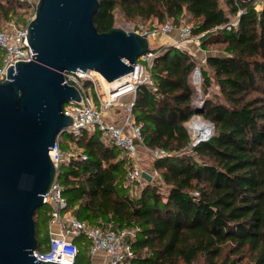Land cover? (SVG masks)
I'll return each instance as SVG.
<instances>
[{
	"label": "trees",
	"instance_id": "trees-1",
	"mask_svg": "<svg viewBox=\"0 0 264 264\" xmlns=\"http://www.w3.org/2000/svg\"><path fill=\"white\" fill-rule=\"evenodd\" d=\"M98 3L93 23L100 32L114 27L116 12L149 22V29L187 19L193 35L203 34L201 47L215 52L202 67L206 98L198 108L190 81L196 58L172 45L150 47L154 86L137 87L132 116L142 143L165 155L151 161L156 174L138 194L123 186L128 160L120 148L97 131L67 134L61 148L75 142L85 156L64 163L58 174L74 217L92 227L132 230L130 264H264V0ZM28 8L0 0V23L15 18L17 27L27 26L34 14L27 16ZM240 9L237 25L223 27ZM195 114L214 128L192 145L185 123ZM34 220L37 234L36 212ZM86 249L89 243L78 246L74 264L88 259Z\"/></svg>",
	"mask_w": 264,
	"mask_h": 264
},
{
	"label": "water",
	"instance_id": "water-1",
	"mask_svg": "<svg viewBox=\"0 0 264 264\" xmlns=\"http://www.w3.org/2000/svg\"><path fill=\"white\" fill-rule=\"evenodd\" d=\"M98 6V0H38L26 27L32 58L10 65L0 81V264H62L32 252L38 246L34 214L55 178L48 149L72 123L63 105L80 100L64 73L95 71L111 83L150 51L146 34L120 26L98 31ZM209 124L207 132L192 125L198 141L213 134Z\"/></svg>",
	"mask_w": 264,
	"mask_h": 264
},
{
	"label": "built area",
	"instance_id": "built-area-1",
	"mask_svg": "<svg viewBox=\"0 0 264 264\" xmlns=\"http://www.w3.org/2000/svg\"><path fill=\"white\" fill-rule=\"evenodd\" d=\"M19 1L27 3L31 9L35 10L36 0ZM256 7L260 9L261 4L257 3ZM242 12L243 10L240 9L237 16L223 27L227 29L235 27ZM26 27H12L8 30L0 29V49L5 52L0 65V81L6 79L7 68L10 65H15L17 61H30L32 58L33 52L26 38ZM121 27L126 30H134L140 34H146L149 37L168 35L176 29L179 31V39L172 46L187 52L188 44L199 46L200 38L203 36V34L193 35L191 28L185 24L176 28L170 21L162 25H155L147 30H135L132 25L127 23ZM154 55L155 52L151 50L140 55L129 73L111 83L105 81L95 71L64 73V83L73 85L79 90L80 100L72 99L63 105V111L72 118V123L57 134L52 149H48L49 158L55 167V178L42 198V204L50 206L49 241L46 250L36 249L32 252L38 260L74 264L78 254V245L75 242V238L84 235L89 241V255L92 256L97 252H102L105 256V264H130L134 251L127 237L133 236L132 230L89 226L74 217L68 207L67 200L58 181V174L64 163L79 155L81 159H85V156L81 155L79 150L62 149L60 143L63 134L78 136L83 131L99 132L100 138L105 143L116 145L122 150L128 160L123 186L132 189L134 192L140 190L145 182L143 172H147L151 176L155 175L156 172H149L142 168L139 163V148L142 147V152L146 151L151 160L165 155L163 150L149 149L142 143L140 127L134 123L132 116V106L137 87L141 84L150 87L154 86L150 72ZM201 62V64H195L190 74V81L196 92L193 104L198 108L203 107L206 98L201 89L203 61ZM126 95H131L132 98L123 106L124 117L121 123L108 121L104 113L118 106L120 99ZM196 116L199 115H193L190 118V122L187 121L185 124L191 134L192 145L199 142L194 137L193 131H191V122ZM53 225L59 227V233L51 230Z\"/></svg>",
	"mask_w": 264,
	"mask_h": 264
},
{
	"label": "rangeland",
	"instance_id": "rangeland-1",
	"mask_svg": "<svg viewBox=\"0 0 264 264\" xmlns=\"http://www.w3.org/2000/svg\"><path fill=\"white\" fill-rule=\"evenodd\" d=\"M36 2H37V0H36ZM30 12H31V7L29 6L26 15L27 16L30 15L29 14ZM168 21H170V20H168ZM126 23L129 24V25H132L135 30H147V29H149V26H150L149 22H143V21H140V20H137L135 22L126 21L123 18L122 14H120L119 12H116L115 25L114 26H120L121 27V26H123ZM184 24L190 27L191 23L189 22V20H187V19L185 20L184 19V20H182L180 25H184ZM12 27H17L15 18H13V19H11L9 21H2L0 23V29L8 30V29H11ZM176 28H178V27H176ZM152 38L153 37H151V39ZM4 55H5V52L2 49H0V56H4ZM197 63L201 64L202 62L201 61H197ZM129 98H130V95L123 96L120 99V104L118 106L121 107V109H122L123 105H125L127 103ZM195 118H200L201 120L207 122V120H205L202 116H196ZM190 120L191 119H189L188 121L190 122ZM67 138H68L67 134H63L61 136V142H62L63 145L66 142ZM64 150H78V149H77V146H76L75 142L68 141V143L66 144V147L64 146ZM150 160H151V158H150L149 154L145 151V152H142V155L140 156L139 163L142 166V168L149 169L150 168V163H151ZM62 169H64V166L62 167ZM138 192H139V190L137 192L133 191V194L136 195V194H138ZM49 218H50V206L47 205V204H42L36 210V219L38 221V230H37V234L36 235H37V237L40 240V244H39L40 247L38 248V250H42V249L46 250L47 249V245H48V241H49V231H48ZM82 241L83 242L84 241L88 242V240L86 239V237L84 235H80V238L75 240V242H76V244L78 246L82 243ZM79 264H84V263L83 262H81V263L79 262Z\"/></svg>",
	"mask_w": 264,
	"mask_h": 264
},
{
	"label": "crops",
	"instance_id": "crops-1",
	"mask_svg": "<svg viewBox=\"0 0 264 264\" xmlns=\"http://www.w3.org/2000/svg\"><path fill=\"white\" fill-rule=\"evenodd\" d=\"M178 39H179V31L175 29L168 35H157V36H154L151 40L149 39V45L150 47H158L160 45H173V43L176 42ZM187 48H188V53L191 54L193 57H195L197 61H203L204 66H205V60L207 56L215 52V50L211 48H208V49L202 48L200 44L199 46H195L194 44H188ZM131 98L132 96L130 95V98L128 99L127 103L131 100ZM104 114H105L106 119H108V121L115 122V123H121L124 117V110H123V107L121 109V107L116 106V107L111 108ZM139 150H140V156H141L142 151H143L142 147H140ZM145 170L150 172L151 166L149 169H145ZM129 193L133 194V190L129 189ZM51 230L55 233H59V227L57 225H53L51 227ZM83 243L87 244L89 243V241L88 242L84 241ZM85 256L86 258L88 257V259L84 258L83 260H81V262H83L84 264H105V256L102 252H97L96 254L91 256L89 255V249L88 250L86 249Z\"/></svg>",
	"mask_w": 264,
	"mask_h": 264
},
{
	"label": "bare ground",
	"instance_id": "bare-ground-1",
	"mask_svg": "<svg viewBox=\"0 0 264 264\" xmlns=\"http://www.w3.org/2000/svg\"><path fill=\"white\" fill-rule=\"evenodd\" d=\"M191 124L196 128L197 127L202 128L206 132L208 131V129H210L208 122H205V121L201 120L200 118H194V120L191 122ZM203 134H205V132Z\"/></svg>",
	"mask_w": 264,
	"mask_h": 264
}]
</instances>
